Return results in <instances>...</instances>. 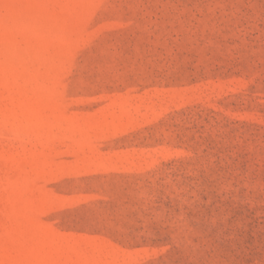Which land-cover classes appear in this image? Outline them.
I'll return each instance as SVG.
<instances>
[{
    "label": "rangeland",
    "instance_id": "obj_1",
    "mask_svg": "<svg viewBox=\"0 0 264 264\" xmlns=\"http://www.w3.org/2000/svg\"><path fill=\"white\" fill-rule=\"evenodd\" d=\"M0 264H264V0H0Z\"/></svg>",
    "mask_w": 264,
    "mask_h": 264
}]
</instances>
